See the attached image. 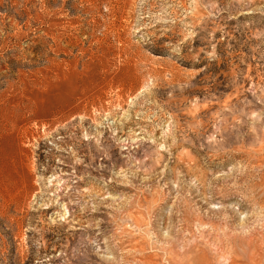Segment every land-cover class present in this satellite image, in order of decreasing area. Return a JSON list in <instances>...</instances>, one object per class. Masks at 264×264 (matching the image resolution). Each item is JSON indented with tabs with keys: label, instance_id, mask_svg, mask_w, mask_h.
<instances>
[{
	"label": "rangeland",
	"instance_id": "374dc122",
	"mask_svg": "<svg viewBox=\"0 0 264 264\" xmlns=\"http://www.w3.org/2000/svg\"><path fill=\"white\" fill-rule=\"evenodd\" d=\"M0 264H264V0H0Z\"/></svg>",
	"mask_w": 264,
	"mask_h": 264
}]
</instances>
